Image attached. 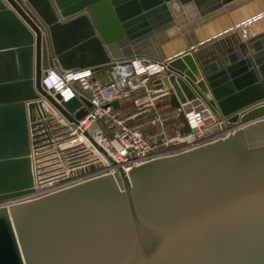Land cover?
Here are the masks:
<instances>
[{
	"label": "water",
	"instance_id": "1",
	"mask_svg": "<svg viewBox=\"0 0 264 264\" xmlns=\"http://www.w3.org/2000/svg\"><path fill=\"white\" fill-rule=\"evenodd\" d=\"M25 2L0 0V202L29 198L0 207V264H264V0ZM133 58L165 63L153 84L185 132L192 110L205 135L216 118L247 124L127 170L96 145L113 173L39 191L66 176L47 175L58 159L37 133L46 70ZM52 102L72 121L88 112L77 97ZM69 137L57 141L66 161Z\"/></svg>",
	"mask_w": 264,
	"mask_h": 264
},
{
	"label": "built area",
	"instance_id": "2",
	"mask_svg": "<svg viewBox=\"0 0 264 264\" xmlns=\"http://www.w3.org/2000/svg\"><path fill=\"white\" fill-rule=\"evenodd\" d=\"M23 1L26 3L25 0ZM27 13L39 20L29 6ZM164 69L165 63L151 61L146 64L143 58H133L124 62L117 61L106 69L97 72L91 71L86 75H74L72 73L74 71H61L56 66L47 69V74L43 76V82L48 87H52L54 91L51 92L48 89L51 99L43 97L41 105L39 104L37 108L38 116H42L41 119L45 121V128L38 130L37 133L46 131L47 133L41 136V138H45L43 143L50 142L53 144L52 147L47 149L50 154L45 155L44 158L50 159L49 163L56 162V159H58L57 162L63 164L65 169V171H61L56 169V164H52L48 168L47 175L64 171L66 176L48 182L45 186L39 187V191L51 192L98 175L113 173L114 169L108 156L119 165L122 164L127 170L157 157L169 155L167 153L173 151L170 150L171 144H180L178 148H186L185 150L199 147L224 138L237 128H242L247 124L244 121H239L233 126L226 119L216 118L214 124L219 126V131L205 135L204 132L211 129V126L206 124V117L202 110H192L186 113L188 123L192 129L191 132H185L181 122L179 129L174 134L165 131L149 134L132 125L130 120L136 115L125 118L119 112L125 102L133 96L138 95L140 97L136 100L138 106H141V108L148 107L147 110L154 111V122L162 119L159 108H157V102L160 100L171 105L170 91L165 87L156 88L153 84L154 79L160 77ZM100 72H107V77L98 76L97 73ZM57 94L61 95V99L57 97ZM74 97L80 99L82 107L88 109L87 114L77 122L68 119L52 102L53 99L62 105V102L69 101ZM86 101L90 102V107L86 105ZM113 101H119L120 107H113L110 104ZM173 109L178 118L180 110L174 107ZM46 110L49 111L51 118L57 120L58 124L50 126L47 123L49 116H45ZM67 111L72 117H75L74 112ZM222 123H226L227 126L223 128ZM52 129H57L59 136L54 135ZM67 134H70L71 137L68 140L66 139L67 141L63 145L68 148L67 151H72L68 161L63 157L64 154L57 144V141ZM91 166L95 168L92 169ZM71 169L78 171L70 175L68 172ZM28 200L29 198L7 200L0 202V207H10Z\"/></svg>",
	"mask_w": 264,
	"mask_h": 264
},
{
	"label": "rangeland",
	"instance_id": "3",
	"mask_svg": "<svg viewBox=\"0 0 264 264\" xmlns=\"http://www.w3.org/2000/svg\"><path fill=\"white\" fill-rule=\"evenodd\" d=\"M97 74L103 78L107 77V72H100ZM138 98H140L138 95L133 96L130 100L125 102L124 106L119 112L120 115L125 118L136 115L130 120L132 125L139 127L144 132L149 134H156L163 131L174 134L179 129L180 121L176 117V112L171 105L165 104L159 100V102H157V108H159L162 119L161 121L154 122V111L151 109L147 110L148 107L141 108V106H138L136 104V100ZM179 146L180 144H171L170 150L173 151L167 154H174L186 149H180L178 148Z\"/></svg>",
	"mask_w": 264,
	"mask_h": 264
},
{
	"label": "bare ground",
	"instance_id": "4",
	"mask_svg": "<svg viewBox=\"0 0 264 264\" xmlns=\"http://www.w3.org/2000/svg\"><path fill=\"white\" fill-rule=\"evenodd\" d=\"M91 72V70H89V69H85V70H81V71H76V72H72V73H74V75H86V74H88V73H90ZM246 122H248V121H245L244 123H246ZM241 126V125H240ZM119 164V163H118ZM122 165V164H121ZM55 167H56V169H60L61 171L62 170H64L65 171V169L63 168V164H59V163H56V165H55ZM68 168V167H67ZM68 171V170H67ZM77 171L78 170H73V169H71L69 172H68V174H72V173H77ZM48 186H49V184H48Z\"/></svg>",
	"mask_w": 264,
	"mask_h": 264
},
{
	"label": "clouds",
	"instance_id": "5",
	"mask_svg": "<svg viewBox=\"0 0 264 264\" xmlns=\"http://www.w3.org/2000/svg\"><path fill=\"white\" fill-rule=\"evenodd\" d=\"M47 88H48V89H53L52 87H48V86H47ZM53 90H54V89H53Z\"/></svg>",
	"mask_w": 264,
	"mask_h": 264
}]
</instances>
